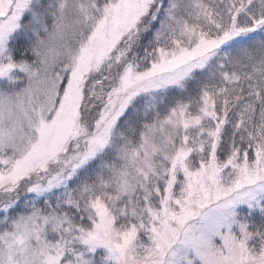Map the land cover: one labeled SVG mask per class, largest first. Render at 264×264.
Returning a JSON list of instances; mask_svg holds the SVG:
<instances>
[{"label": "snow or ice", "instance_id": "1", "mask_svg": "<svg viewBox=\"0 0 264 264\" xmlns=\"http://www.w3.org/2000/svg\"><path fill=\"white\" fill-rule=\"evenodd\" d=\"M0 264H264V0H0Z\"/></svg>", "mask_w": 264, "mask_h": 264}]
</instances>
